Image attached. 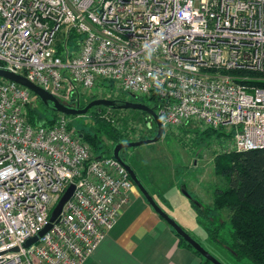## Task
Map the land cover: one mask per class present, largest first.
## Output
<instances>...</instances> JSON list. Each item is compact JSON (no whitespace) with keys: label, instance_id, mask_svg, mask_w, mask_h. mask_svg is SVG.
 <instances>
[{"label":"built area","instance_id":"obj_1","mask_svg":"<svg viewBox=\"0 0 264 264\" xmlns=\"http://www.w3.org/2000/svg\"><path fill=\"white\" fill-rule=\"evenodd\" d=\"M0 68L78 106L81 89L112 81L127 100L158 97L166 130L197 122L232 131L230 151L264 148V87L251 74L264 73V0H0ZM33 96L0 76V264H84L134 182L70 115L32 125Z\"/></svg>","mask_w":264,"mask_h":264},{"label":"trees","instance_id":"obj_2","mask_svg":"<svg viewBox=\"0 0 264 264\" xmlns=\"http://www.w3.org/2000/svg\"><path fill=\"white\" fill-rule=\"evenodd\" d=\"M74 46L77 47V44ZM256 84L264 87V82H256ZM137 100H142L155 111H158L159 98L155 95ZM34 105L35 107L40 105L42 109L39 111L40 108H35ZM95 108L98 107H93L87 113H91V122H83L78 126L77 131L82 140L93 149L97 157L112 156L114 145L119 141H128V131L134 129L129 128L127 118L108 116L105 113L107 110L116 115L121 111H132L139 113L144 118L148 116L146 113L137 110L105 107L101 111L95 110ZM58 114L59 112L51 110L39 100L30 105L28 120L34 126H52ZM70 116L72 118L78 117ZM187 126L180 127L179 131L187 132L190 130ZM195 133L193 140L197 144L205 142L207 138L214 141L216 138L222 140L223 137H226L225 142L229 141L227 145L232 143V131H218V129L207 127L203 130L195 129ZM217 139L216 141H218ZM224 140L220 144L223 146V150L215 158V171L226 177L227 186L214 190L212 211L205 210L200 202L195 201L193 196L190 201L195 206L196 215L211 239L220 244H225L237 260L247 258L254 264H264V148L243 150V152L230 151V149H224ZM128 150L124 151L125 154ZM140 179L142 178L140 177ZM142 182L147 186L144 179ZM222 211L229 212L228 221L218 219ZM227 224L230 226L229 236L227 240L222 241L219 233L224 230ZM178 237L181 246L196 252L185 239ZM198 255L205 264H212L200 254Z\"/></svg>","mask_w":264,"mask_h":264},{"label":"rangeland","instance_id":"obj_3","mask_svg":"<svg viewBox=\"0 0 264 264\" xmlns=\"http://www.w3.org/2000/svg\"><path fill=\"white\" fill-rule=\"evenodd\" d=\"M251 74L256 77V82H264V73L251 72ZM126 93L117 88L114 82L104 81V83L98 85L93 90L86 91L81 89L79 103H81V106H84L96 98L130 99L127 98ZM36 101H39V99L34 95L31 104H34ZM31 104H29V107ZM36 107L40 108L39 111L42 109L40 105ZM97 109L102 111L105 107H98ZM97 109L95 108V110ZM105 113L108 116L113 115L114 118L118 116L128 119L129 128H134L128 131L129 140H139L156 134L154 122L147 117H142L139 113L121 111V113L116 115L108 110ZM70 120V128L77 130L78 126L83 122H91L92 117L91 113H89L79 115ZM148 122L152 125L151 128L148 127ZM187 128L190 129L187 132L183 130L177 131L178 129H175V131L165 129V133L160 140L136 148H130L126 151V156L138 176L145 180L148 189L152 191L149 192L153 194L157 203L216 259L222 264H254L247 258L237 260L225 244H220L211 239L196 215L195 206L181 190V187H184L194 197L196 202L202 204L205 210L212 211L214 190L227 186L226 177L215 171V158L223 150V146L220 144H222V140L226 137L222 136L224 138L222 140L216 138L218 141L216 139L212 141L207 138L205 142L197 144L193 140L196 134L195 129L203 130L204 127L197 122H191ZM107 142L111 144V142ZM227 143L229 141L225 142L224 140V149H230L231 145H227ZM169 177L174 179L173 182L181 190L179 192L182 197L177 198L175 193L172 192L165 197L158 195L159 193L155 190V187L157 188V186L160 187L167 183ZM134 187H136L135 184ZM221 214L219 215V220H229L228 211H222ZM211 216L213 217V214ZM229 227V224H227L224 230H221V233H219L222 241L227 240Z\"/></svg>","mask_w":264,"mask_h":264},{"label":"crops","instance_id":"obj_4","mask_svg":"<svg viewBox=\"0 0 264 264\" xmlns=\"http://www.w3.org/2000/svg\"><path fill=\"white\" fill-rule=\"evenodd\" d=\"M173 181L169 177L155 187L158 195L172 192L182 197ZM129 192L128 204L84 264H205L196 252L180 245L178 235L137 187Z\"/></svg>","mask_w":264,"mask_h":264},{"label":"water","instance_id":"obj_5","mask_svg":"<svg viewBox=\"0 0 264 264\" xmlns=\"http://www.w3.org/2000/svg\"><path fill=\"white\" fill-rule=\"evenodd\" d=\"M0 76L4 78H8L12 81L20 83L27 88H29L34 95L48 108L51 110L64 113L66 115H85L88 113L90 109L93 107H108L113 109H130L137 110L146 113L150 119L155 124L156 134L149 138H143L139 140H128V141H119L113 147V155L121 164L129 171L131 179L133 180L136 187L140 190L144 198L150 204V206L172 227L175 233L185 239L198 254L204 257L206 260L210 261L212 264H222L218 259H216L198 240H196L183 226H181L173 217H171L160 204L157 203V200L153 196L147 186L142 182V179L138 176L134 168L131 164L122 156V151H125L130 148H136L144 144L153 143L161 139L163 134L165 133V127L161 120V114L151 108L147 103L136 101V100H119V99H109V98H96L88 102L84 106H78L70 103H66L61 101L57 96L50 93L46 89L41 86L35 84L30 81L24 75L19 73H14L8 69L0 68ZM152 127V125L149 123ZM75 189V185L71 184L64 192L62 197L60 198L58 204L53 209L50 222L48 225L40 232L39 235H43L47 231H49L54 222L57 221V218L62 211V207L66 203L67 200L70 199ZM184 195L189 199H193L192 195L184 188L181 187ZM38 236H35L29 239L26 243V246L31 245L33 242L37 240Z\"/></svg>","mask_w":264,"mask_h":264},{"label":"flooded vegetation","instance_id":"obj_6","mask_svg":"<svg viewBox=\"0 0 264 264\" xmlns=\"http://www.w3.org/2000/svg\"><path fill=\"white\" fill-rule=\"evenodd\" d=\"M136 101H140L143 102L142 100H136ZM122 156L125 157V159L129 162L128 157L126 156L125 152L122 151ZM130 163V162H129ZM132 166V165H131Z\"/></svg>","mask_w":264,"mask_h":264}]
</instances>
